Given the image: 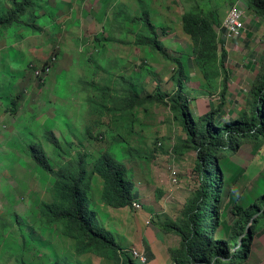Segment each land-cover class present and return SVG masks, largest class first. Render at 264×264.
I'll return each mask as SVG.
<instances>
[{
	"label": "rangeland",
	"instance_id": "obj_1",
	"mask_svg": "<svg viewBox=\"0 0 264 264\" xmlns=\"http://www.w3.org/2000/svg\"><path fill=\"white\" fill-rule=\"evenodd\" d=\"M16 2L22 0H0V16ZM238 2L247 8V0H34L10 26L0 27V264L21 258L26 264H120L102 252L79 253L62 227L43 221L40 208L53 199L55 177L32 159L29 145L35 142L55 171L86 168L95 224L114 235L122 253L142 264L131 254L137 248L148 264H172L169 250L182 241L162 228L181 225L187 207L198 200L197 151L169 104L129 106L131 92L156 94L158 84L167 93L177 88L175 63L138 44L142 15L149 14L165 49L183 61L182 93L197 122L220 110L222 82L207 85L182 18L204 3L218 15L219 51L227 52L230 80L216 116L226 123L250 113L264 78V19L247 11L246 30L226 36L225 20ZM48 132L57 137L58 149L45 139ZM106 152L126 167L139 208L114 207L103 197L104 180L93 167ZM227 156L219 162L225 184L215 236L233 253L241 239L237 244L232 236L239 219L235 205L246 209L264 196V138H248ZM256 226L260 231L243 264H264V221Z\"/></svg>",
	"mask_w": 264,
	"mask_h": 264
},
{
	"label": "trees",
	"instance_id": "obj_2",
	"mask_svg": "<svg viewBox=\"0 0 264 264\" xmlns=\"http://www.w3.org/2000/svg\"><path fill=\"white\" fill-rule=\"evenodd\" d=\"M34 0H22L13 3L12 9L0 16V27L10 26L25 12ZM208 3L197 4V8L188 10L182 18L183 30L194 42L193 55L198 69L210 88L222 82L221 100L225 106V97L230 80L226 67L227 52L219 51V17L208 11ZM200 7V10L198 8ZM249 12L264 19V0H247ZM144 29L138 35L139 45H148L159 51L177 66V75H173L177 88L173 93L162 91L156 86V94L141 96L130 93L129 106L139 102L156 101L169 104L178 114L181 125L187 135V141L197 151L194 171L200 180L198 200L186 209L185 220L181 225L169 224L162 229L181 238L179 249H170L172 264H243L249 259L250 246L260 229L256 223L264 221V196L258 198L249 208L235 205L232 213L239 217L232 227V236L239 248L231 253L225 240L216 238L221 224L218 203L224 192L225 178L219 162L228 159L230 150L237 153L248 138L262 141L264 138V78L255 91V100L250 113L235 121L223 123L217 118L218 111L204 116L200 122L194 121L183 97L185 66L179 57L171 55L157 36L155 25L145 11ZM141 21V16L137 18ZM45 139L58 149L59 141L52 132ZM34 162L45 172L55 177L52 189L53 199L41 205L43 221L49 226H60L63 232L77 243L79 253L102 252L120 264H135L129 254L122 253V247L112 234L101 231L95 224L94 213L88 206V192L84 187L87 170L84 167L65 166L55 171L44 146L35 142L29 145ZM93 170L104 180L103 197L114 207H126L133 203L134 182L128 177L127 169L114 155L106 152L95 161ZM148 245V243H147ZM149 246V245H148ZM149 248V247H148ZM122 261V262H121ZM18 264H26L21 258Z\"/></svg>",
	"mask_w": 264,
	"mask_h": 264
},
{
	"label": "built area",
	"instance_id": "obj_3",
	"mask_svg": "<svg viewBox=\"0 0 264 264\" xmlns=\"http://www.w3.org/2000/svg\"><path fill=\"white\" fill-rule=\"evenodd\" d=\"M248 9L243 7L239 2L235 4V6L229 11L228 16L225 20L224 27L226 31L227 38H236L237 36H240L245 30L247 25V13ZM249 12V11H248ZM49 66L45 67L44 72H49ZM43 71L38 72L41 73ZM133 205L135 207H140V204L134 202ZM132 256L135 260L139 261L142 264H148L149 259L146 255L145 251L141 249H133L132 250Z\"/></svg>",
	"mask_w": 264,
	"mask_h": 264
},
{
	"label": "crops",
	"instance_id": "obj_4",
	"mask_svg": "<svg viewBox=\"0 0 264 264\" xmlns=\"http://www.w3.org/2000/svg\"><path fill=\"white\" fill-rule=\"evenodd\" d=\"M177 57V56H176ZM153 254H154V252H153ZM160 263V262H159Z\"/></svg>",
	"mask_w": 264,
	"mask_h": 264
}]
</instances>
